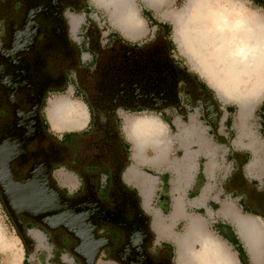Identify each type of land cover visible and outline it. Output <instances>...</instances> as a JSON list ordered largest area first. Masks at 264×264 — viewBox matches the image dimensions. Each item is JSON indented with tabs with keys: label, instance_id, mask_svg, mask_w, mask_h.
Returning <instances> with one entry per match:
<instances>
[{
	"label": "flooded vegetation",
	"instance_id": "flooded-vegetation-1",
	"mask_svg": "<svg viewBox=\"0 0 264 264\" xmlns=\"http://www.w3.org/2000/svg\"><path fill=\"white\" fill-rule=\"evenodd\" d=\"M88 8L87 0H0V204L22 242L18 227L24 231L36 229L52 245L54 259L60 261V253L66 250L74 264H84L83 258L70 252L77 248L78 241L62 228L51 230L7 206L10 194H17L25 180H46L59 208L66 200H88L105 214V220L99 222L89 218V223H98L93 241L101 249L96 261L173 264L167 250L155 247L138 196L122 180L129 152L119 125L120 110L146 109L145 68L141 71L139 95L120 97L110 83L120 64H148L154 68L156 79L162 55L168 57L166 63L172 69L176 68L175 59L168 42L160 52L119 50V42L140 49L152 45L157 37L137 48L113 37L100 45V31L91 21L83 23V46L77 45L69 34L68 17L83 13L87 21ZM83 52L89 54L87 61L81 60ZM67 86L78 93L88 121L81 130H70L58 137L48 130L43 108L51 91H63ZM197 91L200 98L205 92L210 94L204 88ZM193 94L192 85L185 87L188 98ZM177 97L180 101V95ZM59 169L77 178L78 185L72 192L55 178L54 172ZM102 175L103 186L99 185ZM98 190L104 199L99 198ZM262 205L249 208L259 212L264 221ZM103 225L109 229L107 234L99 230ZM32 245L29 242V249Z\"/></svg>",
	"mask_w": 264,
	"mask_h": 264
},
{
	"label": "crops",
	"instance_id": "crops-1",
	"mask_svg": "<svg viewBox=\"0 0 264 264\" xmlns=\"http://www.w3.org/2000/svg\"><path fill=\"white\" fill-rule=\"evenodd\" d=\"M206 75L216 91L211 75ZM195 87L191 98L180 94L179 108L172 106L158 112L157 118L165 125L160 138L167 142L158 157L152 146L134 158V142L124 122L121 131L129 163L122 180L138 196L155 247L167 250L173 264H178V242L187 226L192 225L218 239L235 264H264V241L255 263L236 223L223 212L225 207L234 208L242 215L258 218L264 227L260 213L249 208L264 204V90L240 98L230 94L215 99L211 95L215 109H208ZM228 99L235 102L228 103ZM240 103L252 106L243 122L238 116ZM148 148L153 149V155L148 154ZM99 185H104L103 175ZM27 236L33 245L23 249L19 264H74L66 250L60 253V261L54 259L52 245L40 231L28 229ZM97 264L114 263L99 260Z\"/></svg>",
	"mask_w": 264,
	"mask_h": 264
},
{
	"label": "bare ground",
	"instance_id": "bare-ground-1",
	"mask_svg": "<svg viewBox=\"0 0 264 264\" xmlns=\"http://www.w3.org/2000/svg\"><path fill=\"white\" fill-rule=\"evenodd\" d=\"M93 1L99 6L110 8V18L120 32L131 33L139 26L140 21L134 15L130 0ZM205 4H207L206 1L197 3L191 13L190 18L197 28L189 27L187 24L184 26L186 27L184 29L186 43L191 44V36L197 41L196 46L189 45V52L193 55H191L192 58L194 57L195 66L201 75L207 76L206 73L211 75L210 82L215 86L221 99H225L227 96L231 97L230 94H235L237 98L247 97L252 92V87L245 85L244 76L247 75L248 79L253 80L254 77L251 75H258L253 84L259 85V80L264 75L262 74L264 73V32L257 29L260 24L254 23V19L244 18L229 10L204 7ZM206 12L209 13L210 20L207 27L198 23L204 19ZM238 108L239 119L243 122L249 106L240 103ZM70 116H72L70 107L66 104L54 103L49 111V117L54 122L68 120L71 118ZM126 131L128 137L134 142L133 156L136 159L145 147L153 146L156 152L155 157H158V151L166 146L167 142L160 138L164 134L162 124L156 119H132L131 122H128ZM223 212L225 216H230L236 223L252 259L255 260L260 255L264 241L260 225L254 217L239 214L234 208L225 207ZM201 223L203 224L202 220ZM193 226H187L178 242L175 255L178 264H234L230 257L225 259V262L220 260L213 249L214 247L210 244L204 245L200 253L191 252L189 245L196 239L199 241L197 236L199 230ZM19 259V254L15 255L12 264H17Z\"/></svg>",
	"mask_w": 264,
	"mask_h": 264
},
{
	"label": "rangeland",
	"instance_id": "rangeland-1",
	"mask_svg": "<svg viewBox=\"0 0 264 264\" xmlns=\"http://www.w3.org/2000/svg\"><path fill=\"white\" fill-rule=\"evenodd\" d=\"M153 1L154 3L152 4ZM202 1L207 2L204 7H215L223 11L229 10L244 18L254 19V23H259L260 25H262L257 29H259V31L264 32V8L260 4H257L254 0H130L129 3L131 5V8L133 9L134 15L140 21L139 26L136 28V30L132 31L131 33H122L119 31V29L114 25L110 18L109 7L99 6L93 0H87V5L90 8L88 10V16H86L87 21L85 20V16L83 13L69 14V34L72 40L77 45L83 46V23L86 22L88 24V22L91 21L96 24L97 28L100 31V35L98 38L100 45H106L111 39L112 35H117L123 41L129 42L131 44L143 45L154 40L158 36L162 37V33L164 30L161 29L159 25L165 24V26L167 27V29L165 30L168 36L167 39L169 40V42H172V44L170 43L171 54L174 57L175 61H177V63L181 67L185 68L186 71L192 77L196 76L201 83L211 89L212 97L218 99L217 92L210 85L207 77L200 74L199 69L195 66L194 57L192 58L193 55L189 52V45L196 46L197 41H195V38H193L191 35L190 36L192 39L189 38L191 41L189 42L191 44H187L185 39L186 33L184 32V29L186 27L184 26L186 24L189 27L197 28V25L193 23L192 18H190V16H192L191 13L194 10L195 6H197V3L200 4V2ZM262 1L264 2V0ZM208 14L209 13L206 12V14L204 15V19H202L200 22L198 21V23H201L207 27L210 24ZM168 40L165 41L167 42ZM88 57L89 54L87 52H83L81 54V60L83 61H87ZM251 76L254 77L253 80L248 79L247 75L244 76V81H246L245 85H250V87H252V92H259L260 88H263L262 90H264V75L261 76V80H259V85L253 84L254 82H256V76L258 75L255 74ZM263 95H261L260 99ZM232 101L235 102V100L228 99V103ZM254 101L257 102L258 100ZM54 103L68 105L70 107V114L72 115L70 116L71 118L69 117L70 119L60 122H54L53 120L51 121L49 117V111L50 109H52ZM251 107L252 106H250L249 110L251 109ZM43 114L47 122L48 130L53 135L58 137L70 130H81L88 121L87 110L83 105L80 97L78 96V93L73 92L72 86H67L63 91H51L47 95L46 103L43 108ZM120 114L121 118H119V125L121 129L124 122L126 129V127H128V122H131L132 119L152 118L158 120L162 124L163 131L165 130L164 123L157 118L160 117V114L158 112H155L154 110H144L141 112H134L132 110H120ZM162 136H164V134ZM148 154L153 155L152 148H148ZM54 176L61 185L66 186L69 192H72L78 185L77 178L72 173L67 172L66 170H56L54 172ZM97 193L100 199H104V196H102L101 191L98 190ZM245 216L254 217L246 214ZM254 218L260 225L261 231L264 234L263 225L261 224L258 218ZM99 230L101 232H105L106 234L109 231L108 227H106L105 225L101 226ZM199 233L197 234L199 241L196 239L189 245L191 252L200 253L204 245L210 244L212 247H214V251L218 254L215 255H217L220 260L225 262V259L229 257L232 259L230 254L221 244V242L216 239L209 231L201 229L199 230ZM194 243H198L199 245L197 244L196 247H193ZM23 249L27 248H25L22 240L18 237V234L16 233L7 214L5 213L3 207L0 204V264H12V259H14V256L17 254H19L20 256L19 262L17 263L19 264L22 257ZM254 262H258V257L254 260Z\"/></svg>",
	"mask_w": 264,
	"mask_h": 264
},
{
	"label": "water",
	"instance_id": "water-1",
	"mask_svg": "<svg viewBox=\"0 0 264 264\" xmlns=\"http://www.w3.org/2000/svg\"><path fill=\"white\" fill-rule=\"evenodd\" d=\"M119 45L121 46L119 50L124 49L136 51L137 53L145 51L160 52L164 51L166 41L161 36H158L152 45L140 49H134L123 44V42H119ZM167 58V56L162 55L161 71L160 75L159 73L157 74L156 79L154 78V68L150 65L148 66V64L144 67H129V65L120 64L115 68L117 73H115L113 83H110L115 88L114 93L120 97H124L127 94L139 95L140 81L143 77L141 71L145 68L143 71L146 76H144L143 85L147 100L143 106L151 110H159L169 106L179 108L180 102L176 93L178 78H182L188 84L191 83L192 86L195 82L187 71L172 69L171 65L168 62L166 63ZM167 76L171 77V79L167 80ZM201 98L207 101L206 108L215 109V103L210 94L205 92V95L201 96ZM127 107L135 108L132 106ZM215 113L218 115L216 111ZM45 182L47 181L44 180V182L37 183L32 179L25 180L17 194H10L11 197L7 206L13 211L23 212L26 216L33 218L35 222L49 227L51 230L58 227L62 228L68 236L78 241L77 248H73L70 252L83 258L84 264H97L96 258L101 245L93 241V237L95 236V229L98 223H89V218L95 217L99 222L102 219L105 220V214L98 212L96 206L88 200L76 202L66 200L62 207L59 208L54 198V191L49 189ZM146 220V229L149 231V219L146 218ZM18 230L24 244L29 248L28 242L33 243V241L27 236L28 230L24 231L23 227H18Z\"/></svg>",
	"mask_w": 264,
	"mask_h": 264
},
{
	"label": "trees",
	"instance_id": "trees-1",
	"mask_svg": "<svg viewBox=\"0 0 264 264\" xmlns=\"http://www.w3.org/2000/svg\"><path fill=\"white\" fill-rule=\"evenodd\" d=\"M257 4H260L263 8H264V2L262 1V0H254ZM90 8H88V9H86V13L88 14V10H89ZM159 27L161 28V29H163L164 31H163V33H162V37H163V39H165V40H168L167 38H168V36H167V34H166V29H167V27L165 26V24H163V25H159ZM160 33V32H159ZM116 38V39H118V40H121V41H123L119 36H117V35H112L111 36V38ZM109 40V39H108ZM107 40V41H108ZM168 42V47H169V49L171 50V44H172V42L170 41L169 42V40L167 41ZM171 43V44H170ZM133 46L134 47H140V45H136V44H133ZM174 65L176 66V68L178 69V70H183V71H186V69L185 68H183V67H181L176 61L174 62ZM193 79H194V82L196 83V87H195V89H198V88H204L206 91H208L211 95H212V91H211V89H209L208 87H206L203 83H201L198 79H197V77L196 76H193ZM185 87L187 88V87H191V83L190 84H188L185 80H183L182 78H178V80H177V82H176V90H177V94H178V96L181 94V93H185ZM169 107H172V106H169ZM165 108H168V107H165ZM165 108H162V109H159V110H155V111H157V112H160V111H162V110H164ZM139 110V109H138ZM145 110H149V109H145Z\"/></svg>",
	"mask_w": 264,
	"mask_h": 264
}]
</instances>
